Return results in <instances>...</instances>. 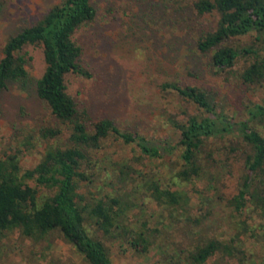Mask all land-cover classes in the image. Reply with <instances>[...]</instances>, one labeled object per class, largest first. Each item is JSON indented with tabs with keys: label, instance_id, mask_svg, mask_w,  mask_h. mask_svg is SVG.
<instances>
[{
	"label": "rangeland",
	"instance_id": "374dc122",
	"mask_svg": "<svg viewBox=\"0 0 264 264\" xmlns=\"http://www.w3.org/2000/svg\"><path fill=\"white\" fill-rule=\"evenodd\" d=\"M58 1L0 0V49L8 36L38 19ZM193 1L90 0L93 18L71 35L80 48L78 64L88 73L82 76L69 72L64 76L66 92L77 111H84L90 119L109 118L120 129L141 134L163 153V158L149 163L141 158L136 146L111 136L88 152L86 173L90 181H81L77 189L82 202L123 197L129 203L123 218L126 227L137 229L145 222L149 230L155 229L151 233L154 245L144 255L132 248L128 234L121 233L120 228L114 227L109 235L101 236L112 264H167L175 247L188 250L198 241L186 220L172 219L168 208L149 197L139 185L135 170H151L162 186L184 192L189 198L190 216L202 218L201 236H214L232 246V254L217 251L207 259L208 264H264V212L247 204L237 214L228 204L237 192L242 172L243 143L236 132L208 140L213 167L206 171L205 178L182 182L172 176L178 167L174 149L178 133L167 117L181 119L183 110L193 112L194 108L174 91L162 89L163 82L205 88L232 122L244 118L252 103H264V82L244 84L237 77L250 58L241 57L230 69L217 72L209 66L208 56L197 50L198 36L214 27L217 14H197ZM252 37L228 43L248 45ZM22 51L27 58L26 79L9 81L0 91V155L17 152L24 169L39 160L47 145L62 146L68 129L35 93V81L44 70L41 46L25 45ZM44 127H58L61 133L56 140L46 141L39 135ZM259 130L264 135V127ZM207 180L212 187L207 186ZM29 184L33 185L31 181ZM40 192L49 193L43 188ZM88 226L92 232L95 230L91 224ZM0 264L88 263L57 230L30 238L14 229L0 238Z\"/></svg>",
	"mask_w": 264,
	"mask_h": 264
},
{
	"label": "trees",
	"instance_id": "16d2710c",
	"mask_svg": "<svg viewBox=\"0 0 264 264\" xmlns=\"http://www.w3.org/2000/svg\"><path fill=\"white\" fill-rule=\"evenodd\" d=\"M192 7L199 15L217 14L214 27L196 40V48L208 56L209 66L223 72L239 58H250L237 72L239 81L254 85L264 82V0H194ZM93 16L90 0H59L38 19L8 36L0 49L1 91L9 81L26 79L27 58L23 47L41 46L44 70L35 81V93L68 129L62 146L47 145L39 160L27 168L21 167L17 152L0 155V238L14 229L30 238H40L57 230L88 264H112L101 236L109 235L114 227L120 228L121 233L128 234L132 248L144 255L154 245L151 233L155 229L149 230L145 222L137 229L126 227L123 218L129 203L123 197L100 198L89 204L82 202L77 189L81 181H90L86 173V164L90 161L88 152L99 148L101 141L111 136L123 144L136 146L141 158L149 163L163 158V153L141 134L120 129L109 118L90 119L84 111L78 112L66 92L64 76L67 73L88 76L78 64L80 48L71 35ZM249 35L253 37L248 45L228 43ZM160 87L174 91L194 108L193 112L183 110L181 119L167 117L178 133L174 148L178 167L172 176L182 182L202 179L213 167L212 153L207 150L208 140L236 132L243 143V163L237 192L228 201L229 208L240 214L249 204L252 209L264 212V135L259 130L264 127V103H252L244 118L232 122L203 87L182 86L174 81L163 82ZM60 133L58 127L39 130L40 137L46 141L56 140ZM121 165L125 166V161ZM134 173L140 177L138 183L149 197L168 208L172 219L186 220V226L194 228L192 233L198 239L188 250L175 247L165 263L208 264L207 259L217 251L232 254V246L222 244L214 236H201L202 218L190 216L189 198L184 192L162 186L151 170L149 173L135 170ZM207 186L212 187L208 180ZM41 188L49 193L40 192ZM199 199L203 201L200 195ZM89 224L94 227L93 232Z\"/></svg>",
	"mask_w": 264,
	"mask_h": 264
}]
</instances>
